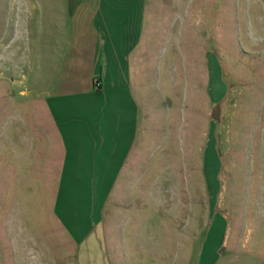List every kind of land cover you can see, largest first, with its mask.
I'll return each instance as SVG.
<instances>
[{
	"label": "rangeland",
	"instance_id": "obj_1",
	"mask_svg": "<svg viewBox=\"0 0 264 264\" xmlns=\"http://www.w3.org/2000/svg\"><path fill=\"white\" fill-rule=\"evenodd\" d=\"M150 9L158 48L140 66L161 59L130 184L149 169L147 192L77 240L55 214L59 149L30 132L52 134L33 86L46 26L37 1L0 0V161L17 163L0 176V264H264V0Z\"/></svg>",
	"mask_w": 264,
	"mask_h": 264
},
{
	"label": "crops",
	"instance_id": "obj_2",
	"mask_svg": "<svg viewBox=\"0 0 264 264\" xmlns=\"http://www.w3.org/2000/svg\"><path fill=\"white\" fill-rule=\"evenodd\" d=\"M35 1L46 26L41 30L46 48H39L40 76L33 86L52 134L37 130V125L30 132L39 133L53 156L59 149L55 214L71 237L81 240L102 221L110 229L116 208H128L135 204L133 197L138 201V194L147 192L149 169L135 174L139 190L130 184L143 135V96L151 87L155 95L161 58L155 72L151 64V71L144 73L140 62L145 48H158L152 37L157 19L150 7L161 5V0ZM15 137L7 133L3 144L16 145ZM6 160L0 161L2 177L17 169L16 160ZM25 164L19 172L26 170ZM214 228L207 238L216 245ZM204 260L218 262L210 255Z\"/></svg>",
	"mask_w": 264,
	"mask_h": 264
},
{
	"label": "built area",
	"instance_id": "obj_3",
	"mask_svg": "<svg viewBox=\"0 0 264 264\" xmlns=\"http://www.w3.org/2000/svg\"><path fill=\"white\" fill-rule=\"evenodd\" d=\"M100 85V82L98 81V79H95V86H99Z\"/></svg>",
	"mask_w": 264,
	"mask_h": 264
}]
</instances>
